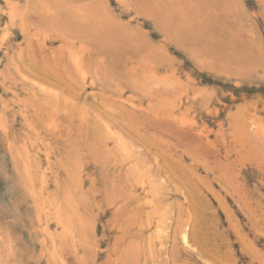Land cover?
Segmentation results:
<instances>
[{
	"label": "rangeland",
	"instance_id": "374dc122",
	"mask_svg": "<svg viewBox=\"0 0 264 264\" xmlns=\"http://www.w3.org/2000/svg\"><path fill=\"white\" fill-rule=\"evenodd\" d=\"M0 264H264V0H0Z\"/></svg>",
	"mask_w": 264,
	"mask_h": 264
},
{
	"label": "bare ground",
	"instance_id": "6f19581e",
	"mask_svg": "<svg viewBox=\"0 0 264 264\" xmlns=\"http://www.w3.org/2000/svg\"><path fill=\"white\" fill-rule=\"evenodd\" d=\"M140 1H141V0H140ZM156 1H157V0H156ZM166 1H168V0H166ZM180 1H181V0H180ZM234 1H235V0H234ZM201 2H202V1H201ZM242 2H243V1H242ZM109 3H110V2H109ZM109 3H108V4H109ZM169 3H170V2H169ZM221 4H222V3H221ZM153 5H154V4H153ZM166 5H167V4H166ZM170 5H171V4H170ZM116 6H117V5H116ZM157 6H158V5H157ZM162 6H163V5H162ZM171 6H172V5H171ZM171 6H170V7H171ZM45 7H46V5H45ZM48 7H49V6H48ZM27 8H28V7H27ZM27 8H26V9H27ZM105 8H106V7H105ZM203 8H204V7H203ZM240 8H241V7H240ZM26 9H25V10H26ZM52 9H53V8H52ZM86 9H87V8H86ZM19 10H20V9H19ZM159 10H160V9H159ZM172 10H173V9H172ZM200 10H201V9H200ZM33 11H34V10H33ZM79 11H80V10H79ZM165 11H166V10H165ZM165 11H164V12H165ZM230 11H231V10H230ZM26 12H27V11H26ZM38 12H39V11H38ZM48 12H50L49 9H48ZM52 12H53V11H52ZM52 12H51V13H52ZM84 12H85V11H84ZM106 12H107V11H106ZM168 12H169V11H168ZM242 12H243V11H242ZM19 13H20V12H19ZM161 13H163V12H161ZM204 13H205V12H204ZM14 14H15V12H14ZM81 14H82V13H81ZM81 14H78V15H81ZM244 14H245V13H244ZM25 15H26V14H25ZM86 15H87V14H86ZM86 15H85V16H86ZM88 15H89V14H88ZM88 15H87L86 17H89ZM124 15H125V14H124ZM171 15H173V14H171ZM202 15H203V14H202ZM209 15H210V14H209ZM76 16H77V15H76ZM126 16H127V15H126ZM175 16H176V15H175ZM242 16H243V15H242ZM8 17H9V16H8ZM19 17H20V15H19ZM38 17H39V16H38ZM40 17H41V16H40ZM80 17H81V16H80ZM80 17H79V18H80ZM21 18H24V17H21ZM26 18H27V17H26ZM81 18H82V17H81ZM174 18H175V17H174ZM73 19H74V18H73ZM85 19H86V18H85ZM94 19H95V18H94ZM94 19H92V21H94ZM98 19H99V18H98ZM98 19H95V20H98ZM193 19H194V18H193ZM245 19H246V18H245ZM99 20H100V19H99ZM109 20H110V19H109ZM182 20H183V19H182ZM217 20H218V19H217ZM223 20H224V19H223ZM251 20H252V19H251ZM38 21H39V20H38ZM80 21H82V19H81ZM114 21H115V20H114ZM97 22H98V21H97ZM97 22H95V23H97ZM191 22H192V21H191ZM232 22H233V20H232ZM47 23H48V22H47ZM65 23H66V22H65ZM174 23H175V22H174ZM227 23H228V22H227ZM39 24H42V23H39ZM235 24H236V23H235ZM235 24H234V25H235ZM45 25H46V24H45ZM39 26H40V25H39ZM71 26H72V25H71ZM87 26H88V25H87ZM120 26H121V25H120ZM193 26H194V25H193ZM207 26H208V25H207ZM207 26H206V28H207ZM172 27H173V26H172ZM174 27H175V26H174ZM188 27H189V26H188ZM202 27H203V26H202ZM67 28H68V27H67ZM94 28H95V27H94ZM182 28H183V27H182ZM170 29H171V28H170ZM192 29H193V28H192ZM102 30H103V29H102ZM176 31H177V30H176ZM199 31H200V30H199ZM243 31H244V29H243ZM206 32H207V31H206ZM215 32H216V30H215ZM219 33H220V32H219ZM221 33H222V32H221ZM245 33H246V32H245ZM74 34H75V33H74ZM225 34H226V33H225ZM249 34H250V33H249ZM75 35H76V34H75ZM82 35H83V34H82ZM183 35H184V34H183ZM246 35H247V34H246ZM250 35H251V34H250ZM253 35H254V34H253ZM110 36H111V35H110ZM74 37H75V36H74ZM248 37H249V36H248ZM253 37H254V36H253ZM218 38H219V37H218ZM99 39H100V38H99ZM104 39H105V38H104ZM215 39H216V38H215ZM85 40H86V39H85ZM85 40H84V41H85ZM95 41H96V40H95ZM95 41H94V42H95ZM104 41H105V40H104ZM112 41H113V40H112ZM169 41H170V40H169ZM212 41H213V40H212ZM99 42H100V41H99ZM256 42H257V41H256ZM250 44H251V43H250ZM217 45H218V44H217ZM234 45H235V44H234ZM208 46H209V45H208ZM228 46H229V45H228ZM237 46H238V45H237ZM240 46H241V45H240ZM193 47H194V46H193ZM257 48H258V47H257ZM225 49H226V48H225ZM248 49H249V48H248ZM84 51H85V50H84ZM234 51H235V50H234ZM154 52H155V51H154ZM226 52H227V51H226ZM235 52H236V51H235ZM156 53H157V52H156ZM158 54H159V53H158ZM194 55H195V54H194ZM201 56H202V54H201ZM153 57H154V56H153ZM243 57H244V56H243ZM88 58H89V57H88ZM91 58H92V57H91ZM75 59H76V58H75ZM113 59H114V58H113ZM153 59H154V58H153ZM210 59H211V58H210ZM226 62H227V61H226ZM249 63H250V62H249ZM240 64H241V63H240ZM240 64H239V67H241ZM99 66H100V65H99ZM231 66H232V65H231ZM119 71H121V70L119 69ZM125 71H126V70H125ZM115 74H116V73H115ZM83 75H84V74H83ZM116 75H117V74H116ZM108 78H109V77H108ZM111 78H112V77H111ZM118 78H119V76H118ZM112 79H113V78H112ZM116 80H118V79L116 78ZM92 84H94V83H92ZM111 84H112V83H111ZM113 85H114V84H113ZM93 86H94V85H93ZM93 156H94V155H93ZM91 158H92V157H91ZM92 159H93V158H92ZM217 163H218V162H217ZM100 166H101V165H100ZM76 173H77V172H76ZM236 175H237V174L235 173V176H236ZM77 182H78V181H77ZM81 185H82V182H81ZM27 186H28V185H27ZM79 188H80V187H79ZM85 195H86V194H85ZM81 196H82V195H81ZM79 199H80V198H79ZM88 201H89V200H88ZM148 202H149V201H148ZM71 205L73 206V204L70 203V206H71ZM89 205H90V204H89ZM221 205H222V204H221ZM70 206H69V207H70ZM72 206H71V207H72ZM74 206H75V205H74ZM189 207H190V206H189ZM72 208H74V207H72ZM72 208H70V209H72ZM72 211H73V209H72ZM85 211H86V209H85ZM90 215H91V213H90ZM199 216H200V215H199ZM227 216H228V215H227ZM192 217H193V216H192ZM200 218H202V216H201ZM78 219H79V218H78ZM78 219H77V220H78ZM192 219H193V218H192ZM80 221H81V220H80ZM79 224H80V222H79ZM169 224H170V223H169ZM81 225H82V224H81ZM79 226H80V225H79ZM83 226H84V225H83ZM81 227H82V226H81ZM79 228H80V227H79ZM191 228H192V226H191ZM82 229H83V228H82ZM83 230H84V229H83ZM196 230H197V228H196ZM200 230H201V229H200ZM69 231H70V230H69ZM81 231H82V230H81ZM205 231H206V230H205ZM82 232H83V231H82ZM82 232H81V233H82ZM62 233H63V232H62ZM62 233H61V234H62ZM84 233L86 234V231H85ZM184 233H185V232H184ZM79 234H80V232H79ZM85 234H84V235H85ZM189 234H190V233H189ZM235 234H236V233H235ZM63 235L65 236V234H63ZM63 235H62V236H63ZM64 236H63V237H64ZM70 238H72V237H70ZM87 239H88V238H87ZM182 239H183L184 242L188 239V237H186V234H184V235L182 236ZM65 240H66V238H65L63 241H65ZM70 240H71V239H70ZM240 240H241V239H240ZM61 242H62V241H61ZM66 242H67V241H66ZM88 242H89V241H88ZM87 244H88V243H87ZM63 245H64V244H63ZM61 247H62V246H61ZM67 247H68V246H67ZM188 247H189V246H188ZM68 248H69V247H68ZM70 248H71V247H70ZM65 249H66V248H65ZM75 250H76V249H75ZM59 252H60V251H59ZM73 257H74V256H73Z\"/></svg>",
	"mask_w": 264,
	"mask_h": 264
}]
</instances>
